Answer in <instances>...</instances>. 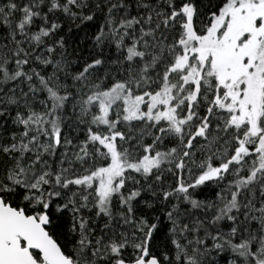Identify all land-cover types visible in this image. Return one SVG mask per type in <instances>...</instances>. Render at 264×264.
I'll return each mask as SVG.
<instances>
[{
    "label": "snow or ice",
    "instance_id": "6c2138e0",
    "mask_svg": "<svg viewBox=\"0 0 264 264\" xmlns=\"http://www.w3.org/2000/svg\"><path fill=\"white\" fill-rule=\"evenodd\" d=\"M0 264H264V0H0Z\"/></svg>",
    "mask_w": 264,
    "mask_h": 264
}]
</instances>
